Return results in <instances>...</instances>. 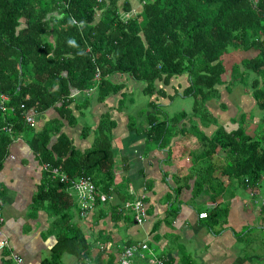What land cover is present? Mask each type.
Returning a JSON list of instances; mask_svg holds the SVG:
<instances>
[{"label":"trees","instance_id":"obj_1","mask_svg":"<svg viewBox=\"0 0 264 264\" xmlns=\"http://www.w3.org/2000/svg\"><path fill=\"white\" fill-rule=\"evenodd\" d=\"M230 48L257 51L242 62L243 73L233 67L231 76L248 88L254 107L239 114L236 129H217L208 139L211 146L205 156L219 146L221 173L229 184L232 180L258 191L262 182L264 186V0H0V95L7 96L0 100V169L19 138L40 165L58 167L70 178L90 176L108 193L114 181L113 122L108 113L102 115L92 146L75 150L60 132L62 121L73 118L74 99L86 98L79 104L82 110L92 96L104 101L120 89L112 81L118 75L144 84L143 94L149 97L161 93L158 82L164 85L187 75L185 95L194 97L196 112L205 118L206 101L216 97L215 87L225 72L221 57ZM150 106L156 108L154 102ZM49 110H56L60 120L37 129V117ZM30 111H36L34 123L27 120ZM247 118H258L257 126L249 127L254 124ZM155 120L149 115L150 126ZM165 121L164 116V122L150 130L151 137L157 131L160 138L166 135ZM210 168L207 162L198 186H221ZM42 182L34 202L47 204L56 243L41 264H62L65 255L86 264L92 245L73 223L74 193L68 184L52 180L48 171ZM127 212L134 219L130 208L119 213ZM76 213L81 219L77 205ZM225 213L224 208H214L204 219L211 227Z\"/></svg>","mask_w":264,"mask_h":264},{"label":"crops","instance_id":"obj_2","mask_svg":"<svg viewBox=\"0 0 264 264\" xmlns=\"http://www.w3.org/2000/svg\"><path fill=\"white\" fill-rule=\"evenodd\" d=\"M241 51L252 52L246 59L257 54L253 48ZM237 52L221 57L226 60L233 55L231 76L235 73L233 67L238 72L244 71L242 62L246 59L239 61ZM231 76L227 84L224 72L222 83L215 87L216 97L206 101L205 118L197 114L194 97L185 95L189 85L187 75L174 77L164 85L158 82L156 90L161 93L150 97L143 94L144 84L118 75L112 81L120 89L104 101L99 103L92 96L82 110L79 104L86 98L74 99L73 118L68 123L62 121L60 132L71 139L75 150L83 152L92 146L105 113L114 125L115 178L111 199L98 204L85 219H79L73 198V223L79 224L92 245L86 264L108 261L118 264L124 247L137 242H146L154 256L165 258V264H264V206L255 201L256 197L264 196L263 182L257 187V196H251L247 188L232 180L229 184L227 176L222 175L223 151L219 146L205 156L211 146L208 139L216 130L236 129L239 114L254 107L250 93L246 92L248 88ZM190 96L191 107L171 109L177 99ZM151 102L156 108L150 106ZM185 113L192 116L174 119ZM149 115L156 117L151 126ZM164 116L166 135L160 138L157 131L151 137L150 130L164 122ZM257 119L247 118L248 124H254L249 127L257 126ZM37 120V129H41L60 117L56 110H49ZM191 128L196 130L191 132ZM37 158L25 140L16 138L0 169V239L7 241L3 251L0 250V264H41L51 256L50 250L56 243V227L47 204L34 202L45 173ZM207 162L220 187L198 186ZM221 189L223 193H213ZM142 196L147 214L142 224H137L130 212L119 213L124 202ZM214 208H224L226 213L210 227L201 215ZM72 258L73 261L64 256L63 264H79ZM148 261L146 257L130 262L148 264Z\"/></svg>","mask_w":264,"mask_h":264},{"label":"built area","instance_id":"obj_3","mask_svg":"<svg viewBox=\"0 0 264 264\" xmlns=\"http://www.w3.org/2000/svg\"><path fill=\"white\" fill-rule=\"evenodd\" d=\"M98 76V73L97 75ZM0 100H7V96L0 95ZM2 109L4 107L2 106ZM35 113V114H34ZM30 116L27 120L30 123H34L33 116L36 115V111H30ZM44 171L50 172V177L52 180L59 179L60 182H64L70 186V189L75 195V201L77 205V212L81 219H85L93 209L98 205L111 199L110 194L101 192L97 189L93 179L90 176L80 175L73 178L68 177L62 170L58 167H50L47 163L43 164ZM247 182V180H245ZM130 191H132L131 185H129ZM248 192L251 196H257V191L250 186H247ZM144 196L139 199H135L132 202H125L121 210H126L130 208L133 212L134 220L137 224H142L146 219L145 209H144ZM259 206H264V196H258L255 198ZM202 218L206 217V213L201 215ZM2 218H0V221ZM6 241L0 239V250L6 246ZM148 257V264H165V258L156 257L152 253L146 242L132 243L124 247L121 254L120 262L118 264H132L130 261L133 258L144 259ZM17 260L16 257H14ZM117 264V263H113Z\"/></svg>","mask_w":264,"mask_h":264},{"label":"rangeland","instance_id":"obj_4","mask_svg":"<svg viewBox=\"0 0 264 264\" xmlns=\"http://www.w3.org/2000/svg\"><path fill=\"white\" fill-rule=\"evenodd\" d=\"M233 51H239V52H237L238 53V59H239V61L241 60V59H246V58H248V57H250L251 56V53L252 52H250V53H245L246 51H244V52H242L240 49H236V48H230L229 49V51L228 52H230V53H233ZM242 52V53H241ZM236 53V54H237ZM232 59H233V55H231V56H229V57H227L226 58V60L224 59V60H222V64H223V66H225L226 67V70H225V75H226V77H225V79H226V81H227V84H229V81H230V76H231V70H230V67H231V64H232ZM224 67V68H225ZM216 95H217V92H216ZM81 97H83V96H81ZM192 103H193V98L190 96V97H188V98H185V99H177L174 103H173V105H172V108L171 109H174V111L177 109V108H179V106H185L186 108H189V107H191L192 106ZM198 107H200V106H198ZM172 111V110H171ZM248 110L246 109V112H247ZM199 114V113H198ZM200 115V114H199ZM203 123H205L204 121H202ZM49 124H51V121L48 123V126H49ZM196 129H193V128H191V132H194ZM198 131V130H197ZM114 178H115V175H114ZM64 257V256H63ZM65 257H66V259H68V260H72L73 261V256H71V255H65ZM114 263V262H113ZM112 263V264H113ZM62 264H63V262H62Z\"/></svg>","mask_w":264,"mask_h":264},{"label":"clouds","instance_id":"obj_5","mask_svg":"<svg viewBox=\"0 0 264 264\" xmlns=\"http://www.w3.org/2000/svg\"><path fill=\"white\" fill-rule=\"evenodd\" d=\"M42 167H43V165H42ZM99 191H101L99 188H97ZM112 190H113V188H112V186H111V188H110V190H109V192H108V194H110L111 195V193H112ZM70 191V190H69ZM101 192H103V191H101ZM131 192V191H130ZM105 193V192H104ZM124 204V203H123ZM122 204V205H123ZM121 208V207H120Z\"/></svg>","mask_w":264,"mask_h":264}]
</instances>
